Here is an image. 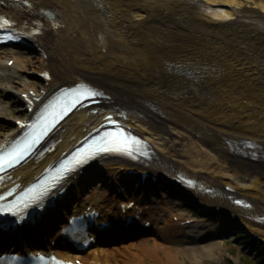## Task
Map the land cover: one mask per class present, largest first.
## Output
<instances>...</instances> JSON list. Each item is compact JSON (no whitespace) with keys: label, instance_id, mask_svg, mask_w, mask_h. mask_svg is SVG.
<instances>
[{"label":"bare ground","instance_id":"bare-ground-1","mask_svg":"<svg viewBox=\"0 0 264 264\" xmlns=\"http://www.w3.org/2000/svg\"><path fill=\"white\" fill-rule=\"evenodd\" d=\"M23 1L28 5L15 9L6 0H0L3 2L0 13L8 16L24 34L32 35V46L40 53L35 52L34 60H30L25 49L1 50L0 84L9 76L8 71L17 76L14 96L19 104H23L20 95L32 91L45 99L77 79L101 91L107 100L99 107L103 111L95 116L87 117L84 112L71 116L56 137L54 151L38 166L29 164L14 174L13 180L21 186L32 182L61 154L97 128L107 114L116 115L118 121L144 138L151 151L149 160L134 165L115 160L98 164L95 169L100 171L99 177L104 182L94 184L95 187L94 181L84 183L91 190L85 191L88 187L84 189L80 180L73 182L68 194L77 190L75 196L80 195L77 204L89 201L99 210H113L124 200L134 201L141 207H150L142 216L144 221H153L140 238L122 241L114 250L102 248L108 243L106 235L98 237L100 245L80 256L85 264H96L100 259L105 264H185L181 259L187 249L179 246V242L190 227L175 223L176 218L186 220L175 215L167 202L158 203L153 198L152 189H167L170 185L217 211L221 227L236 219L264 239V222L258 221L264 217V91L251 88L237 92L235 88L237 79L247 73L259 76L261 71L243 62L232 64L233 60L224 56L225 47H204L202 40L189 30L222 32L240 24L241 27L244 20L257 24L253 27L258 29L263 24L259 15H264V2ZM40 10L53 14L54 18L46 19L38 13ZM10 61L14 65L8 70L6 65ZM226 71L230 73L229 80ZM43 74H48L49 80L32 77ZM36 82L40 83V89L34 86ZM207 91L216 95L210 105L206 104ZM6 109L0 92V112ZM16 133L14 127L1 128L0 146ZM129 170L148 174L158 182L148 181L147 188L141 189L146 196L139 198L137 188L130 184L133 180L127 176ZM180 177L192 179L196 185L188 189ZM114 180L120 181L127 193L123 190L121 198L113 195L108 199V192L114 191ZM205 190L211 192L206 194ZM160 196L167 197L164 193ZM238 198L250 204L249 209L234 207L232 201ZM124 232L118 228L110 238L117 235L123 239ZM46 243L43 241L39 246ZM222 245V241H215L207 246L193 243L189 247L203 251ZM33 246L38 245L30 247Z\"/></svg>","mask_w":264,"mask_h":264},{"label":"rangeland","instance_id":"rangeland-1","mask_svg":"<svg viewBox=\"0 0 264 264\" xmlns=\"http://www.w3.org/2000/svg\"><path fill=\"white\" fill-rule=\"evenodd\" d=\"M256 1L264 2V0ZM259 17L260 22L263 24H260L258 29L253 27L257 24H253L247 20H244V22L242 20L245 24L241 27H239L240 24L233 29H226L222 32L214 31L213 29H189L197 39L202 40L201 43L204 44V47H225L226 50L224 51V56L226 55V58H231V60H233L232 64L237 61L243 62L251 65V67L258 68L261 71L259 76L247 73L242 79H237L235 83V88L238 89L237 92H242L243 90L251 88L264 91V15L260 14ZM250 18L252 17L250 16ZM246 24H252V26L247 27ZM35 54V51H30L28 54L26 53V56L30 60H32V58L34 60ZM225 75L226 79L229 80L230 73L226 71ZM247 75L249 76L248 78ZM14 78L15 76L8 77L7 80L1 82L2 86L6 89H12L15 91V88L17 87L16 84L10 83L13 82ZM35 85H39V83H35ZM205 94L206 104L210 105L211 102L216 99V95L213 91H207ZM8 99L11 98L8 97L7 100L3 101L6 103L9 101ZM5 105L9 106L10 110L5 117L0 115V132L1 128L10 126L13 121L19 119L17 115L19 114L20 108L17 103L9 101ZM181 194L186 195V198L188 199L186 206L202 211L201 213L196 214L188 212L184 209L183 205L180 206L166 197L165 202L168 203V206L172 209L174 214L181 215L183 216V219L189 220V222L193 223L190 228L182 233L183 239L179 242V246L187 249V254L184 259H181L185 264H256L254 261L257 258V253L250 251L251 244L245 242V236L237 239L238 233L250 232L246 226L238 223L236 219H233L230 220L231 226L228 225L221 227V221H219L221 216L217 211L213 212L210 208L204 207L202 203L184 192H181ZM156 201L161 202L164 201V199L160 200L159 197L156 198ZM217 231L218 235L214 236V233ZM197 236H199L198 239ZM226 236H231V238H233L231 239L232 242H227L228 238H226ZM138 238L140 237L137 236V239ZM148 238H152V236L148 235ZM215 241H223L224 244L222 246H214L212 249L205 248L203 251H197V249L189 247L193 243H197L200 246H207ZM152 243L153 241H151L149 245H152ZM118 247L120 246H113L110 250H114Z\"/></svg>","mask_w":264,"mask_h":264},{"label":"trees","instance_id":"trees-1","mask_svg":"<svg viewBox=\"0 0 264 264\" xmlns=\"http://www.w3.org/2000/svg\"><path fill=\"white\" fill-rule=\"evenodd\" d=\"M241 236V235H239ZM255 252L259 254L258 256V262L260 264H264V246H262L260 243H256L254 246Z\"/></svg>","mask_w":264,"mask_h":264},{"label":"snow or ice","instance_id":"snow-or-ice-1","mask_svg":"<svg viewBox=\"0 0 264 264\" xmlns=\"http://www.w3.org/2000/svg\"><path fill=\"white\" fill-rule=\"evenodd\" d=\"M89 95H91V96H95V95H97V93L92 92V93H90V94H85V98H88ZM108 119L111 120V118H108ZM116 135L119 136L118 133H117ZM121 143H122L123 145L126 146V142L122 141ZM102 150H103V151H110V150H112V149L109 148L108 146H105ZM14 158H15V159H19V154H17ZM9 162H11V161H9ZM0 166H2V164H0ZM36 198H38V197H36Z\"/></svg>","mask_w":264,"mask_h":264}]
</instances>
